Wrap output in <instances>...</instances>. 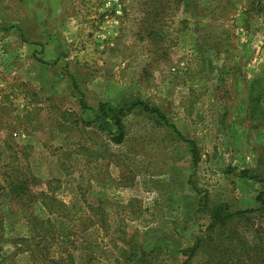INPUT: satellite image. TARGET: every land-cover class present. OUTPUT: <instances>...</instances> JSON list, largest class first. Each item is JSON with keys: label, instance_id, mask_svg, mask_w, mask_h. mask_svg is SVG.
<instances>
[{"label": "rangeland", "instance_id": "rangeland-1", "mask_svg": "<svg viewBox=\"0 0 264 264\" xmlns=\"http://www.w3.org/2000/svg\"><path fill=\"white\" fill-rule=\"evenodd\" d=\"M204 59H229L220 87ZM258 78L264 0H0V264H176L169 238L189 245L200 197L257 207L264 183L243 172L264 180V97L246 119ZM122 100L159 108L198 165L137 111L113 143L92 118Z\"/></svg>", "mask_w": 264, "mask_h": 264}, {"label": "trees", "instance_id": "trees-1", "mask_svg": "<svg viewBox=\"0 0 264 264\" xmlns=\"http://www.w3.org/2000/svg\"><path fill=\"white\" fill-rule=\"evenodd\" d=\"M194 6L200 12V5L195 3ZM191 11L192 7L189 9L190 13ZM201 15L202 13H199L197 17ZM204 60V65L208 66V74H217V86L220 87L226 82L233 70L232 67L227 66L229 59L221 67H214L213 62L209 59ZM202 70V72H205V68ZM246 91L249 98L246 119L252 122L262 112L261 99L264 97V78H258L250 82ZM135 111L148 116L156 125L165 126L180 140L193 145V164L194 166L198 165L199 154L193 141L183 136L159 108L152 107L144 101L137 100L132 105H128V101L122 100L118 107H113L111 103H101L92 119L94 120L93 123L109 120L116 126L117 131L112 135V142L121 145L126 138L123 118ZM89 123L91 124V122H86L88 125ZM243 176L264 183V180L259 179L258 175L251 176L248 171H244ZM206 196L200 197L197 201L198 229L191 235L189 245L183 246L174 235L169 238L170 246L176 249V253L173 256L171 255L173 263L264 264V186L255 197L257 204L255 208L235 209L229 202L214 203L208 198V194ZM52 221L51 226H59L60 228L57 231V237L67 239L73 235L69 228H66L68 232L63 234L62 217H55ZM178 233L181 235V231H178Z\"/></svg>", "mask_w": 264, "mask_h": 264}, {"label": "crops", "instance_id": "crops-1", "mask_svg": "<svg viewBox=\"0 0 264 264\" xmlns=\"http://www.w3.org/2000/svg\"><path fill=\"white\" fill-rule=\"evenodd\" d=\"M200 8L203 10L204 8H206L207 7V3L206 2H204V1H201L200 2ZM240 8V7H239ZM202 16V15H201ZM39 19H35V21H37V22H35L36 23V25L38 26V27H40V21H38ZM57 36H56V33H54V34H52V35H49L48 36V39L49 40H51V42L54 44L55 43V38H56ZM35 41V44H38V42H40V43H42L41 41H36V40H34ZM49 42V48L50 49H52V46H51V42L50 41H48ZM31 46H33L34 48H36V46L35 45H32V44H30ZM51 51V50H50ZM52 52V51H51ZM46 53V51H44V54ZM43 55V54H42ZM44 57H43V61L44 62H46V63H48V60L50 61V59H51V56H54V55H52V53H50V54H46V55H43ZM65 56V54H63V53H60L59 55H57V57H56V59H54V62H56V60L60 57V59H62L63 57ZM48 58H50V59H48ZM45 60H47V61H45ZM57 61H60V60H57Z\"/></svg>", "mask_w": 264, "mask_h": 264}]
</instances>
